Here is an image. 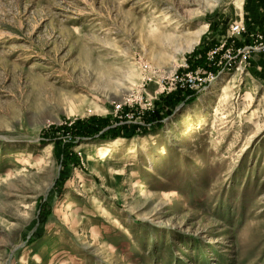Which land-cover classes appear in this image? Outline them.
<instances>
[{
	"label": "rangeland",
	"instance_id": "obj_1",
	"mask_svg": "<svg viewBox=\"0 0 264 264\" xmlns=\"http://www.w3.org/2000/svg\"><path fill=\"white\" fill-rule=\"evenodd\" d=\"M0 264H264V0H0Z\"/></svg>",
	"mask_w": 264,
	"mask_h": 264
},
{
	"label": "trees",
	"instance_id": "obj_2",
	"mask_svg": "<svg viewBox=\"0 0 264 264\" xmlns=\"http://www.w3.org/2000/svg\"><path fill=\"white\" fill-rule=\"evenodd\" d=\"M185 90L186 89H184L183 91L180 90L174 94L163 96L164 105L157 102L156 110L151 114L150 117L147 118V120L149 122L157 121L161 123L162 118L172 113L174 106H176L180 102H183V101L186 102V101L192 100L194 94H190L191 91H185ZM103 124L104 122L100 120L99 118L92 117L89 120H85L81 122V128L78 129V132L84 135L93 134L94 132L96 133L99 129L103 128L104 126ZM126 128L127 127L125 124H121L112 129H108L105 131L106 133L107 132L112 133V135L116 137V136L124 135L123 130ZM133 133L135 132L132 129V131H130V134L128 136L132 135Z\"/></svg>",
	"mask_w": 264,
	"mask_h": 264
},
{
	"label": "built area",
	"instance_id": "obj_3",
	"mask_svg": "<svg viewBox=\"0 0 264 264\" xmlns=\"http://www.w3.org/2000/svg\"><path fill=\"white\" fill-rule=\"evenodd\" d=\"M231 31L235 35H240L241 33L242 34L245 33L246 28L242 22H236L231 26ZM212 78H213L212 75L202 77L198 73L194 75H187L186 77H183V84H181L182 85L181 87L189 90L199 89L205 84V82H207V80L210 81Z\"/></svg>",
	"mask_w": 264,
	"mask_h": 264
}]
</instances>
